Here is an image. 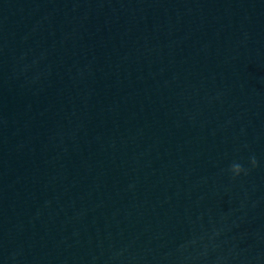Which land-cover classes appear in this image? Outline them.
<instances>
[{"label": "water", "instance_id": "1", "mask_svg": "<svg viewBox=\"0 0 264 264\" xmlns=\"http://www.w3.org/2000/svg\"><path fill=\"white\" fill-rule=\"evenodd\" d=\"M0 264H264V0H0Z\"/></svg>", "mask_w": 264, "mask_h": 264}]
</instances>
